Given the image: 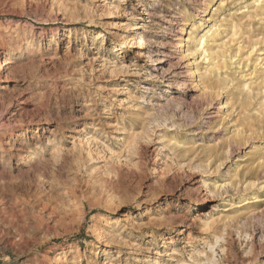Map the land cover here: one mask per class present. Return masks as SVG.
I'll return each mask as SVG.
<instances>
[{"label": "rangeland", "instance_id": "374dc122", "mask_svg": "<svg viewBox=\"0 0 264 264\" xmlns=\"http://www.w3.org/2000/svg\"><path fill=\"white\" fill-rule=\"evenodd\" d=\"M221 1V76L192 78L179 37ZM252 1L0 0V264H264Z\"/></svg>", "mask_w": 264, "mask_h": 264}, {"label": "bare ground", "instance_id": "6f19581e", "mask_svg": "<svg viewBox=\"0 0 264 264\" xmlns=\"http://www.w3.org/2000/svg\"><path fill=\"white\" fill-rule=\"evenodd\" d=\"M214 2V1H213ZM246 2V1H245ZM219 3V2H218ZM227 5V4H226ZM225 7V2L224 1H221L220 2V5L216 8H214L213 10V13L211 15L210 18H208V22L210 21L211 22V25L208 26L207 28H204V25L205 23H202V21H194V20H187V23L190 24L192 27H191V31L189 33V37L186 39L184 37H182V35L179 37V42H178V47L177 49H179L180 51V54L182 56L181 59H184V60H189L190 58L194 57L197 53H201L203 54L204 56V60L205 62L207 61V67L205 69V73L204 74H201V71H203V69L200 71L198 69V67H193L191 68L190 67V76L192 78H194L195 76L197 77L198 74L197 73H200L199 74V78L200 79H203L204 77H208V76H211V75H215L217 74L218 76H221L220 75V70H221V67L218 63V55H217V51H216V48L218 49V47L216 45H218V42L222 36V33L223 30L225 29L224 26H227L225 25V18L222 16V10L224 9ZM241 11V10H240ZM243 11L245 12V16H248V17H260L263 13H264V0H253L250 4H247L243 7ZM264 16V15H262ZM251 19V18H250ZM253 19V18H252ZM206 21V20H205ZM229 25V24H228ZM242 25V24H241ZM189 26V25H187ZM244 26V25H243ZM238 26L236 24H233V29H236ZM239 28V27H238ZM250 28V27H249ZM231 29V28H230ZM254 29V28H252ZM251 29V30H252ZM227 30V29H225ZM241 30V29H240ZM234 31V30H233ZM236 30H235V35H236ZM184 33V31H183ZM188 33V32H187ZM232 33V31H231ZM234 33V32H233ZM239 33V32H238ZM240 34V33H239ZM230 36V35H229ZM234 36V35H233ZM244 36H247V35H244ZM233 39V38H232ZM243 39V38H242ZM250 39V38H249ZM248 39V40H249ZM229 41V40H228ZM245 41V40H244ZM232 42V41H231ZM257 43V42H256ZM230 44V43H228ZM238 44V43H237ZM225 45V44H224ZM240 45V44H238ZM229 45L225 46L226 48L228 47ZM236 46V45H235ZM223 47V46H222ZM234 47V46H233ZM240 48H243L241 47V45L239 46ZM237 48V47H236ZM255 48V47H254ZM221 49H224V48H219ZM4 50L7 52V57L5 58V60L1 61L0 60V75H2L3 71H5V67L11 65L13 62H11V57H14L15 54L17 53H20L21 52V45L20 43L18 44H8V45H3V44H0V53L1 51ZM224 50H227V49H224ZM223 50V51H224ZM237 50V49H235ZM239 50V49H238ZM243 50V49H242ZM241 50V51H242ZM229 51V50H228ZM234 51V50H232ZM231 51V52H232ZM240 51V50H239ZM238 51V52H239ZM227 52V51H226ZM237 52V53H238ZM230 53V52H229ZM228 54V53H227ZM235 54H236V51H235ZM254 54V53H252ZM226 55V54H225ZM240 55V54H239ZM243 55V54H242ZM251 55V54H250ZM17 56V55H16ZM201 56V55H200ZM221 58L223 57L220 56ZM249 57V55H248ZM220 58V59H221ZM255 58V57H254ZM257 58V57H256ZM219 59V60H220ZM225 59V58H224ZM250 59V58H249ZM253 59V58H252ZM251 59V60H252ZM261 59L260 58H257V62L261 67V69L259 71L256 70L255 68V71L250 75L251 77L253 76V79L251 80H254L256 79L257 80H261V81H264V66L263 64L261 65L260 61ZM240 61V60H239ZM233 62V61H232ZM242 62V61H240ZM247 63V62H246ZM203 64V63H202ZM226 64V63H225ZM241 64V65H240ZM239 66L241 67L242 66V63H240ZM251 64V63H250ZM226 67V66H225ZM225 67H224V70H225ZM259 67V66H258ZM237 68V66H236ZM247 68V66H246ZM201 69V68H200ZM248 71V70H247ZM240 72V71H239ZM246 73V72H245ZM238 74V72H237ZM243 75V74H242ZM234 76V75H233ZM245 77V76H244ZM250 78V77H249ZM0 80L3 82L4 80L2 78H0ZM244 88L247 89L248 91L251 90V85L252 83H248V81H244ZM206 84V83H205ZM207 85V84H206ZM212 85V84H211ZM220 85V84H219ZM230 85V84H229ZM205 86V85H204ZM234 86V85H233ZM207 87V86H206ZM219 89L220 86H219ZM229 89V88H228ZM227 89V91H228ZM209 90V89H207ZM211 90V89H210ZM209 90V91H210ZM216 90V89H215ZM214 90V91H215ZM224 91V90H223ZM213 92V90H212ZM218 92V91H217ZM225 107V106H224ZM237 133V132H236ZM262 160V159H261ZM260 162V161H259ZM262 162V161H261ZM246 165V164H245ZM247 167V165H246ZM254 193V192H253ZM255 194V193H254ZM256 198V197H255ZM209 225V224H207ZM77 250L78 248L76 247H69L68 250H65L63 252H61L60 254L57 255V257L54 259V264H62L66 261L67 257L71 254H75L77 253Z\"/></svg>", "mask_w": 264, "mask_h": 264}]
</instances>
